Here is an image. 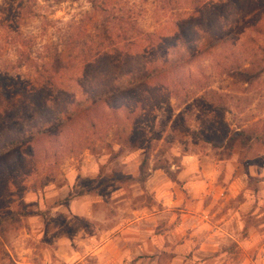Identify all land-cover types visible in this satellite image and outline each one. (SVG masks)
Returning a JSON list of instances; mask_svg holds the SVG:
<instances>
[{"label": "rangeland", "instance_id": "374dc122", "mask_svg": "<svg viewBox=\"0 0 264 264\" xmlns=\"http://www.w3.org/2000/svg\"><path fill=\"white\" fill-rule=\"evenodd\" d=\"M109 1L169 46L205 33L186 0ZM205 1L211 27L231 23L234 37L193 59L198 88L185 78L152 91L134 123L137 147L123 143L124 120L97 127L80 149L17 164L13 140L66 111L78 97L75 79L97 84L70 57L92 8L88 0H22V9L0 0V74L22 87L49 79L61 88L37 96L43 112L24 102L21 112L0 107V218L17 212L0 228V264H264V144L244 155L248 181L237 150L221 159L225 150L206 142L264 121V0ZM258 60L253 80L236 74ZM207 89L222 96V111L205 106Z\"/></svg>", "mask_w": 264, "mask_h": 264}, {"label": "trees", "instance_id": "16d2710c", "mask_svg": "<svg viewBox=\"0 0 264 264\" xmlns=\"http://www.w3.org/2000/svg\"><path fill=\"white\" fill-rule=\"evenodd\" d=\"M186 1L193 11L195 26L203 28L202 31L205 33L199 34L192 41L181 35L179 36L180 46L177 47L176 44L169 46L172 40H161L157 32H145L140 29L137 20L118 8L117 3L109 0H88L92 13L88 21L84 23L85 25L78 28V33L73 38L74 56L70 57L76 59L73 67H79L80 76L84 77L86 73L94 74L97 84L92 82L89 87L85 78L81 81L75 79V85L78 88L76 100H71L68 109L63 113L57 116L50 115L46 123L14 139L8 156L14 157L17 164L29 159H35L37 162L46 161L54 158L59 152H72L74 149L82 148L93 135L99 132L96 131L97 127H99L98 130H104L107 124L112 125L114 122L120 123L124 120L131 125V130L125 133L123 143L128 148L137 147L140 137L133 130L134 123L140 116L139 111L148 106L146 99L151 100L152 91L162 89L165 85L171 84V88L180 85L185 78L186 83H191L198 88L200 82L194 78L191 70L193 59L206 50L228 43L234 37L231 23H226L219 29L211 27L210 19L205 17L209 13L206 11L208 5L205 0ZM21 2L22 0H12L10 7L13 5V8L22 9ZM15 42L22 47L25 46L24 39L18 31L15 33ZM145 46L149 50L154 49L155 58L146 57ZM23 55L22 50L21 56ZM260 63L259 60L248 62L249 68H241L236 74L240 75L243 81L253 80L257 76L254 73V65L260 66ZM113 66H115L116 76L111 75ZM45 81L46 84L44 83L41 87L35 88L32 85L22 87L19 80L0 74V107L8 111L21 112L22 110L18 109V103L24 102V105L31 110L40 111L37 96L43 90L49 92L61 90L56 82L49 79ZM164 81L166 83H163ZM31 90H34V93H30ZM207 90L209 91L204 92H209L208 97L206 96L205 99L202 95L205 106L214 113L222 111L224 108L222 96L212 89ZM174 122V125L179 127L178 120ZM222 139L223 142L213 140L206 142L213 147H222L225 150L227 156L224 157V153H221V159L229 157L233 150H237L240 156L239 162L244 164V173L248 181L252 180L244 155L253 145L264 144V121L257 122L247 129L233 131L230 136ZM120 151L122 152V149ZM144 164L145 159L140 165V172H143ZM16 213L12 212L0 218V228H6L8 223L12 224L17 218Z\"/></svg>", "mask_w": 264, "mask_h": 264}, {"label": "crops", "instance_id": "0c3cea01", "mask_svg": "<svg viewBox=\"0 0 264 264\" xmlns=\"http://www.w3.org/2000/svg\"><path fill=\"white\" fill-rule=\"evenodd\" d=\"M224 255V253H222V254H219L218 256L217 255H215L214 256V258H218L219 256H223ZM244 264H249V263H244Z\"/></svg>", "mask_w": 264, "mask_h": 264}]
</instances>
